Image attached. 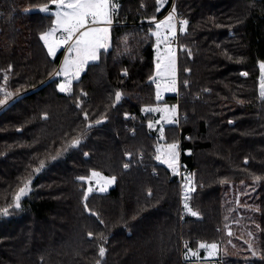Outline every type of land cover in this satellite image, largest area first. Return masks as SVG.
I'll list each match as a JSON object with an SVG mask.
<instances>
[{
	"label": "trees",
	"instance_id": "1",
	"mask_svg": "<svg viewBox=\"0 0 264 264\" xmlns=\"http://www.w3.org/2000/svg\"><path fill=\"white\" fill-rule=\"evenodd\" d=\"M117 1L110 50L63 93L64 54L52 59L41 39L55 16L37 11L51 0H0V83L7 73L11 96L24 94L0 112V264H191L201 243L223 245L224 264H264V0H176L187 21L180 92L163 102L142 23L174 0ZM168 102L186 116L164 137L190 136L181 158L196 173L198 217L182 213L180 184L156 159L154 116L143 115ZM94 172L115 187L88 195Z\"/></svg>",
	"mask_w": 264,
	"mask_h": 264
},
{
	"label": "rangeland",
	"instance_id": "2",
	"mask_svg": "<svg viewBox=\"0 0 264 264\" xmlns=\"http://www.w3.org/2000/svg\"><path fill=\"white\" fill-rule=\"evenodd\" d=\"M116 1L117 0H109V4L111 5L110 18H111L112 23L110 25H107L108 28L110 26H112L113 22H114V18H115L116 11H117V8H118V6L116 5ZM117 3H118V1H117ZM159 3H160L161 8L163 9V8H165L167 6L168 0H159ZM48 8H49L48 12H42V11L39 10L40 8H38L37 11H40V12L45 13V14H52V15L55 16L54 26H53V28L51 30H49L47 32V33H49V32L52 33V35L49 37V42L51 43V42H54V41H58L61 34H66L62 30L57 29V26H56V13L57 12L63 13V11H70V9H60V8H57V6L54 5V4H51L50 6H48ZM170 17H172V16H170ZM184 22H185V20L178 24L177 20L174 18V19L169 20L167 22H162L161 23L162 26L159 27V28H156L154 30L152 35L154 36L155 40H157L156 41L157 46H155V47L158 50V52H160L163 55L164 51L170 50L172 48L171 47L165 48L163 46V42H164L163 40L164 39H161L158 42L157 36L154 35V33L158 32L160 34V37H166L167 39H168V34L166 32L167 30H170L171 33H172V30H174L175 33L177 31H179L180 34L185 33L186 29H187V23H184ZM98 26L99 27H107L105 24H101V25H98ZM88 27H97V26H93V24L89 23ZM108 30L109 31H108V38H107V42H106V44H107L106 49H100L99 53L101 51H104V52L108 51V48H111L110 29H108ZM82 31H83V29H82ZM47 33H45V34H47ZM44 35H42V36H44ZM167 39H165V40H167ZM43 43L45 44V47L48 50L47 44L45 43L44 40H43ZM60 52H63L64 55H63V58L61 60L60 65H59V68H58V70L56 71V73L54 75V78H58L60 80V83L64 84V83H66L68 81L69 78L65 77L62 74H58V73L62 72V69L64 67V62H65L66 59H69V58H73L74 59L75 58V52H70L69 48L67 47V45L59 46L56 49V53H57V54L55 53L56 56ZM171 52H172V56H171L172 58H170L169 60L172 61L174 59V65L171 64L170 66H168L167 71H164V73L163 72L161 73V78H164V80H166V81L161 83V84H158V82H157L158 79L155 78L156 73H155V75L153 77V83L155 84V86L157 88V95H158L157 96V101H160V102H163V101L166 100L167 96L165 94H168L169 96H178V94L180 92L178 56L175 54V52H173V51H171ZM99 53H98V57H99ZM52 59H54V58H52ZM91 63H92V60H89L87 63H85L82 66V70L80 71V74H79L78 77L73 76V77L70 78V81H71L70 82V89L71 90L70 91H65L63 93H71L72 88H73V84L76 81H78L81 78L82 74L85 72L84 71L85 70V65H87V64L89 65ZM261 65H264V62L260 63L261 75H260L259 94H260L261 100H264V95L261 94V91H262L261 90V84L264 83V68H261ZM163 69L165 70V67L162 68V71H163ZM156 70H157V68H156ZM7 78H8V74L6 73L3 76V83H0V94H2V96H3L2 100H5V96H6V94H8L6 102L4 104H0V112H2L6 108H8L10 105H12L20 96L24 95V94H21V95H17V96H11V92L7 89ZM172 81L175 82L174 85H173ZM60 83H59V87L61 85ZM161 93H163L164 95L161 94ZM158 106L159 107H155L154 108L155 111H153V112L149 111V109L152 108V107H144L143 108V115H148L149 113H151V114L153 113L152 115L154 116V119H155L154 121H158V120L160 121L158 123V122H153V120H150L146 124L159 137L160 144L157 146V152H160L161 158L157 159V161L165 166V164H168V163H165L164 161L169 159V153L170 152L175 154V160L172 161L173 164L178 162V160L180 158L179 141L177 143H175V144L166 143V140H165V137H164L165 127L171 126V125H179L180 124L178 122V120L176 119V116L179 113V104L176 103V102H168V103H165V104H160ZM156 109H159V111H157ZM156 112H162V113L165 112V114L163 113L162 116L160 114L156 115L155 114ZM126 116H127V114L125 115V118H126ZM163 130H164V132H162ZM160 131L162 133H160ZM160 145H163V148H162L163 151H161L159 149ZM171 145H175V148L174 149L170 148ZM167 168H169L172 171L173 175L176 176V170H177L176 167L173 166V167H167ZM94 173H97L98 176H93V173H92L90 178L83 179V181H85L86 184H87L88 195H91L93 193L106 194V193H108L110 190H112L115 187V182H116L115 178L107 177L104 174L99 173V172H94ZM108 181H111V183H108ZM195 183H196V179H195ZM89 189H91V191H89ZM101 189H104V190L101 191ZM196 189H197V184H196L195 190ZM30 191H31L30 190V186L27 185V187L25 188V193L20 196L19 206H20L21 199L24 198ZM228 199H229V201H232L231 197H229ZM187 205H188V208H190L192 210V208H191V200H189L187 202ZM253 209H256V208H253ZM193 212H195V211H193ZM188 214L192 215L191 212L188 211V209H187L185 216L188 215ZM194 217H198V213ZM203 244L211 245V244H208V243H203ZM215 245L217 247H216V249H215V251L213 252L212 255L209 254L212 251L210 248L198 247V249H196V250H192V249L189 250L188 255H187V259L194 260V262H208L210 260L211 261H216V260H219V259L223 258L225 248L223 247V245H221V246H219L218 244H215ZM193 252L196 253V255L191 254ZM201 252H203V253H201Z\"/></svg>",
	"mask_w": 264,
	"mask_h": 264
},
{
	"label": "snow or ice",
	"instance_id": "3",
	"mask_svg": "<svg viewBox=\"0 0 264 264\" xmlns=\"http://www.w3.org/2000/svg\"><path fill=\"white\" fill-rule=\"evenodd\" d=\"M51 3L56 5L57 8L60 9H70V11H63L56 13V26L57 29L62 30L66 33L60 40L49 42V37L52 35L51 32L45 34L41 37L45 41L48 47V52L50 55H55L56 49L62 45H68L70 52H75V58L66 59L64 62V67L61 73L65 77H68V81L64 84L60 85V91H70V78L75 76L78 77L80 71L82 70V66L87 63L89 60H96L98 58V53L100 49H106V42L108 38V28L107 27H88L89 23L94 25L100 24H108L112 23L110 18L111 5L109 4V0H51ZM42 12H48L49 8L47 5L39 9ZM171 20V17H169ZM184 23H187L186 21ZM159 27V25H157ZM171 27V26H170ZM83 29V31H82ZM157 36L158 42L161 39H167L166 37H160V34L154 33ZM172 35L175 36V31L172 30ZM73 44H70V41H73ZM170 64L174 65V59L170 61ZM160 68V65H157ZM261 68H264V65H261ZM168 65H165V71H167ZM174 85V81H172ZM174 90V89H173ZM261 94L264 95V83L261 84ZM7 95L5 96V100H0V104H4L7 100ZM117 100L120 98V94H116ZM159 111V109H156ZM152 111V109H149ZM74 143H79V141H75ZM170 148H175V145H171ZM159 159V157H157ZM175 160V154L170 152L169 159L165 160V163L169 164V167H173L172 161ZM175 170V169H174ZM93 176H98L97 173H93ZM83 179V178H82ZM111 183V181H108ZM27 186H25L26 188ZM25 188L20 189V194L17 195L16 206L19 207L20 196L25 193ZM104 189H101L103 191ZM91 191V189H89ZM185 199L187 200V192L185 194ZM185 208L191 212L193 216L197 215L196 212H193L190 208H188L187 203H185ZM5 213L7 209L3 210ZM91 235V234H89ZM201 248H210L212 251L209 253L210 255L216 249L215 244L205 245L201 244ZM105 253V249L103 247L100 248V256H103ZM196 255V253H192Z\"/></svg>",
	"mask_w": 264,
	"mask_h": 264
},
{
	"label": "built area",
	"instance_id": "4",
	"mask_svg": "<svg viewBox=\"0 0 264 264\" xmlns=\"http://www.w3.org/2000/svg\"><path fill=\"white\" fill-rule=\"evenodd\" d=\"M176 0H174L173 5L170 7V9L168 10V12L166 14H164L162 17H160L159 19H155L152 21H146L143 22L142 24L151 26L150 29V33L153 34L154 30L156 28H159L162 26V22H167L169 21V17H171L172 19H176L178 24L182 21H184V19L179 15L178 11L176 10ZM114 25V22H113ZM157 25H159V27H157ZM168 34V39L166 41L163 42V46L165 48H169L171 47L172 51L175 52V54L178 56V52H179V43H178V37L180 35L179 31H177L175 33V36L172 35L170 30L166 31ZM66 34H61L59 37V40L65 36ZM74 42L70 41L69 43L72 44ZM67 47L69 48V46L67 45ZM161 59L156 57L155 58V65H161ZM179 95V94H178ZM128 119H133L135 121H138V119H136V117L134 115H127L126 116ZM176 119L178 120V122L180 123L182 120L186 119V116L184 114H181L180 112L178 113V115L176 116ZM190 138L189 134H186L184 139H181L179 141V153H180V158L178 160V162L174 163L173 166L176 167V178L177 181L180 184L181 187V198L184 204V209H183V214H186L187 209L185 208V203H187L189 200H191V196L195 191V187H196V183H195V179H196V173L195 170H193L191 167H189L181 158L182 156V143L184 140H188ZM187 154H191L190 150L186 151ZM157 157H159V159L161 158V154L160 152L156 153V159H158ZM165 166L169 167V164H165ZM155 173V172H154ZM187 192V200L185 199V194ZM191 264H224L223 259H219L216 261H208V262H194V260H192Z\"/></svg>",
	"mask_w": 264,
	"mask_h": 264
},
{
	"label": "crops",
	"instance_id": "5",
	"mask_svg": "<svg viewBox=\"0 0 264 264\" xmlns=\"http://www.w3.org/2000/svg\"><path fill=\"white\" fill-rule=\"evenodd\" d=\"M101 25V24H100ZM106 26L108 25V24H105ZM93 26H98V25H94L93 24ZM113 26V25H112ZM112 26H110L109 28H108V26H107V28L108 29H110V36H111V41H112ZM157 41V40H156ZM163 41H166L165 39L163 40ZM155 46H157V43H156V45ZM110 48H108V50H109ZM172 50L170 49V50H167V51H164L163 52V55L160 53V52H158V50L156 49V47H155V55H156V57H158V58H160L161 59V62H162V64L160 65V68H158L157 66H156V68H157V70H156V75H155V78H157L158 80H157V82H158V84H161V83H163V82H165L166 80H164V78H161V73L163 72L164 73V69H163V71H162V68H164L165 67V65H168V66H170L171 64H170V61L171 60H169L170 58H172L171 56H172V52H171ZM102 52V51H101ZM101 52L99 53V57L96 59V60H94V61H92V63L94 62V63H96V62H98L99 61V59H100V55H101ZM57 54V53H56ZM56 54H55V56H56ZM174 55V54H173ZM52 58H55V56L54 55H50ZM88 65V64H87ZM87 65H85V70H86V66ZM84 70V71H85ZM61 84V83H60ZM60 88V87H59ZM161 94H163V93H161ZM164 95V94H163ZM166 96H169L168 94H165ZM155 107H159L158 105H156V106H153L152 108H150V109H152V111L151 112H153V111H155ZM164 114H165V112H163ZM163 113L162 112H156L155 114L156 115H158V114H160L161 116L163 115ZM151 114V113H150ZM153 114V113H152ZM173 118V117H172ZM155 119H153V122H160L159 120L158 121H154ZM162 132H164V130L162 131ZM161 131H160V133H162ZM162 148H163V145H160V147H159V149L161 150V151H163L162 150ZM201 253H203V252H201ZM192 254V253H191Z\"/></svg>",
	"mask_w": 264,
	"mask_h": 264
}]
</instances>
